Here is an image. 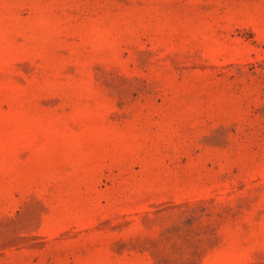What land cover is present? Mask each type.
<instances>
[{
	"label": "rangeland",
	"instance_id": "374dc122",
	"mask_svg": "<svg viewBox=\"0 0 264 264\" xmlns=\"http://www.w3.org/2000/svg\"><path fill=\"white\" fill-rule=\"evenodd\" d=\"M0 264H264V0H0Z\"/></svg>",
	"mask_w": 264,
	"mask_h": 264
}]
</instances>
